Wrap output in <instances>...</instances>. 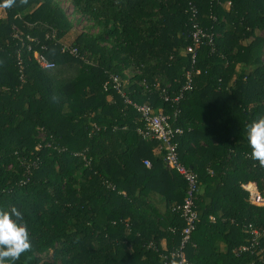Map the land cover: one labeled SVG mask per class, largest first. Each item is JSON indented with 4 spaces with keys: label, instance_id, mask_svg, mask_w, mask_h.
Wrapping results in <instances>:
<instances>
[{
    "label": "trees",
    "instance_id": "16d2710c",
    "mask_svg": "<svg viewBox=\"0 0 264 264\" xmlns=\"http://www.w3.org/2000/svg\"><path fill=\"white\" fill-rule=\"evenodd\" d=\"M69 2L86 23L70 45L78 57L60 51L73 24L57 0L0 8V209L16 206L32 241L16 264H177L164 257L180 245L186 183L136 134L135 110L104 90L111 74L132 101L178 112L179 160L199 186L186 264H264V206L241 187L264 193L247 140L264 116V0ZM189 3L214 36L194 63ZM26 36L53 69L32 60ZM187 71L192 89L165 102Z\"/></svg>",
    "mask_w": 264,
    "mask_h": 264
},
{
    "label": "built area",
    "instance_id": "2783aa9c",
    "mask_svg": "<svg viewBox=\"0 0 264 264\" xmlns=\"http://www.w3.org/2000/svg\"><path fill=\"white\" fill-rule=\"evenodd\" d=\"M227 4L230 5L229 3ZM189 7L191 10V31L189 34L191 45L187 48V53L191 55L192 63H194L199 47L204 41H208L209 44L212 43L214 36L213 34L206 32L204 28L200 27V22L197 18V9L191 3H189ZM21 35L22 33L15 29L12 36L17 40H22ZM51 37H54V35ZM25 40L27 41V44L25 45L26 51L31 53L32 60L40 69L50 70L55 67V63L50 61L45 55V52L47 51L46 46L41 45L38 50L33 47V45L36 46L39 44L35 38L26 36ZM60 51L63 54H68L73 57L79 56L76 48L64 43L60 45ZM17 64L20 68L22 67V60L20 56L18 57ZM109 79L110 80L104 84V90L107 91L110 87L114 89L124 100V103L132 107L138 115L136 134L143 140L156 141L159 145V150L163 153L165 166L170 170H174L186 183V194L183 204L177 208L184 224L181 229L180 245L178 249L172 251L168 257H164L166 261H168L167 259H176L177 264H186L184 248L189 243L192 234L195 232L198 222L196 200L199 194V186L197 175L185 167L179 160L177 138L183 134V130L180 127L175 126L178 112L176 111L174 115L171 116L163 112L161 109L155 110L149 104L136 103L127 97L123 91V83L117 75L111 74ZM192 79L193 72L187 71L186 80L180 93L175 95L172 99L166 94H163V100L169 103H179V101L183 98L184 92L192 89ZM144 165L146 167L151 166L148 160L144 161ZM241 187L249 194L248 200L251 204L255 206H264V193L262 194L259 192L254 183L243 184ZM254 234L257 235V232H254ZM248 250L249 248H242V251ZM166 264L171 263L169 262Z\"/></svg>",
    "mask_w": 264,
    "mask_h": 264
},
{
    "label": "clouds",
    "instance_id": "9594fccd",
    "mask_svg": "<svg viewBox=\"0 0 264 264\" xmlns=\"http://www.w3.org/2000/svg\"><path fill=\"white\" fill-rule=\"evenodd\" d=\"M26 4L27 0H20ZM16 0H3L0 8H11ZM248 144L251 148V159L264 167V116L253 120L248 125ZM32 247L31 234L24 214L16 207L0 209V264H16L22 254Z\"/></svg>",
    "mask_w": 264,
    "mask_h": 264
},
{
    "label": "rangeland",
    "instance_id": "374dc122",
    "mask_svg": "<svg viewBox=\"0 0 264 264\" xmlns=\"http://www.w3.org/2000/svg\"><path fill=\"white\" fill-rule=\"evenodd\" d=\"M60 4V7L64 10L67 18L72 22L73 27L72 29L66 34L65 38L62 40V43L71 45L74 40L76 39L77 35L85 30L86 23L84 21H80L76 23V16L73 13L72 7L70 5L69 0H57ZM91 32H95L92 30ZM261 37L264 38V33L259 32L258 33Z\"/></svg>",
    "mask_w": 264,
    "mask_h": 264
},
{
    "label": "crops",
    "instance_id": "0c3cea01",
    "mask_svg": "<svg viewBox=\"0 0 264 264\" xmlns=\"http://www.w3.org/2000/svg\"><path fill=\"white\" fill-rule=\"evenodd\" d=\"M161 245H162V248H165L166 242L163 240V241L161 242Z\"/></svg>",
    "mask_w": 264,
    "mask_h": 264
}]
</instances>
